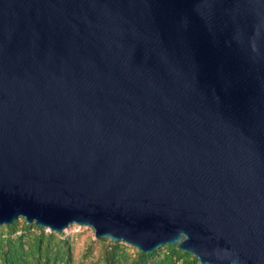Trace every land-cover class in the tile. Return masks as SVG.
<instances>
[{
  "label": "water",
  "instance_id": "water-1",
  "mask_svg": "<svg viewBox=\"0 0 264 264\" xmlns=\"http://www.w3.org/2000/svg\"><path fill=\"white\" fill-rule=\"evenodd\" d=\"M264 264V0H0V225Z\"/></svg>",
  "mask_w": 264,
  "mask_h": 264
},
{
  "label": "trees",
  "instance_id": "trees-1",
  "mask_svg": "<svg viewBox=\"0 0 264 264\" xmlns=\"http://www.w3.org/2000/svg\"><path fill=\"white\" fill-rule=\"evenodd\" d=\"M71 227L74 229L65 235V231L29 224L22 217L0 225V264H177L178 260L200 264L193 254L176 245L143 252L123 241L97 239L89 227L72 224L68 228Z\"/></svg>",
  "mask_w": 264,
  "mask_h": 264
},
{
  "label": "rangeland",
  "instance_id": "rangeland-1",
  "mask_svg": "<svg viewBox=\"0 0 264 264\" xmlns=\"http://www.w3.org/2000/svg\"><path fill=\"white\" fill-rule=\"evenodd\" d=\"M73 229H74V227L68 228L67 231L65 232V235H68V234L71 232V230H73ZM82 230L87 231V229H84V228H82L81 231H82ZM78 232H79V231H78ZM80 242H81V241L79 240L77 243L79 244ZM94 252H97V250L95 249Z\"/></svg>",
  "mask_w": 264,
  "mask_h": 264
},
{
  "label": "built area",
  "instance_id": "built-area-1",
  "mask_svg": "<svg viewBox=\"0 0 264 264\" xmlns=\"http://www.w3.org/2000/svg\"><path fill=\"white\" fill-rule=\"evenodd\" d=\"M68 229V228H67ZM67 229L66 230H64L65 232L67 231ZM177 264H185L182 260H178L177 261Z\"/></svg>",
  "mask_w": 264,
  "mask_h": 264
}]
</instances>
